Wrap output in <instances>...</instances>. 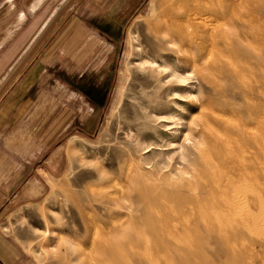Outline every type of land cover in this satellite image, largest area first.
I'll list each match as a JSON object with an SVG mask.
<instances>
[{"label": "rangeland", "instance_id": "374dc122", "mask_svg": "<svg viewBox=\"0 0 264 264\" xmlns=\"http://www.w3.org/2000/svg\"><path fill=\"white\" fill-rule=\"evenodd\" d=\"M21 1L30 9L35 3ZM79 2L57 4L54 11H59L46 26L52 30L48 38L66 25ZM201 3L146 0L123 24L119 38L110 40L114 49L102 92L95 74L90 104L80 107L78 117L71 115V125L41 152L40 164L28 176L31 182L19 185L17 210L3 226L17 243L18 264H149L151 258V264H264V152L259 165L250 162L257 150L253 140L264 141V0H210V9L233 7L239 18L223 13L210 18L207 11L209 23L198 25L194 34L186 28L188 38L173 37L179 25L187 27V15ZM159 65L180 68L187 78L177 92L183 97L161 96L151 82ZM9 87L4 83L0 98ZM169 108L173 113L165 128L154 111L167 116L168 110L160 113ZM50 122L47 113L41 123ZM186 136L193 176L170 175L171 167H182L179 152L154 144L176 147ZM204 187L214 195L204 194ZM184 196L188 200L181 205ZM194 196L204 213H198ZM173 231L176 237L170 236Z\"/></svg>", "mask_w": 264, "mask_h": 264}, {"label": "crops", "instance_id": "0c3cea01", "mask_svg": "<svg viewBox=\"0 0 264 264\" xmlns=\"http://www.w3.org/2000/svg\"><path fill=\"white\" fill-rule=\"evenodd\" d=\"M62 1L43 0L30 9L23 1L0 0V90L19 77L0 98V264L19 262L17 243L3 232L17 210L19 185L31 182L41 152L71 125V115L78 117L93 88L102 92L114 49L110 40L119 38L146 0H80L66 25L48 38L49 17ZM47 113L51 122L45 126Z\"/></svg>", "mask_w": 264, "mask_h": 264}, {"label": "bare ground", "instance_id": "6f19581e", "mask_svg": "<svg viewBox=\"0 0 264 264\" xmlns=\"http://www.w3.org/2000/svg\"><path fill=\"white\" fill-rule=\"evenodd\" d=\"M34 1V0H33ZM43 0H35V3H34V5H33V7H32V9H36L40 4H41V2H42ZM210 0H203V3H201L198 7H197V9H195V10H192L191 12L192 13H190V14H188L187 15V17H186V19L187 20H185V22H186V24H187V27H185V26H180L179 25V27L177 28V30H176V32H175V34L173 35V37H177V38H179L180 40L181 39H183V38H188V31H187V29L186 28H191L192 29V32H193V34L195 33V30H197V26L198 25H205V24H207V23H209L210 22V18L211 17H216L217 15H218V13H220V14H225V15H227L228 17H230V18H239V13L237 12V9H235V8H230V9H227V10H224V9H222L221 7H218L217 9H210L209 7H207L206 6V4H207V2H209ZM248 5V4H247ZM223 6V5H222ZM59 10H56V11H54V13L51 15V17L49 18V20H48V23H50L51 22V20L57 15V12H58ZM207 11L209 12L208 14H210V18H206V19H204L205 17V14H207ZM249 11V10H248ZM250 15V14H249ZM210 19V20H209ZM214 19V18H213ZM173 20V19H172ZM200 21V22H199ZM47 24V23H46ZM211 24V23H210ZM171 25H169V27H170ZM45 27V26H44ZM171 28V27H170ZM167 31V30H166ZM169 32H171V30L169 31ZM168 32V33H169ZM199 34V33H198ZM174 39V38H173ZM168 41H170L169 39H167ZM184 41H186V40H184ZM171 43L173 42L172 40L170 41ZM175 42H177V40L175 41ZM180 42V41H179ZM178 42V43H179ZM200 42V41H199ZM169 43V42H168ZM170 43V44H171ZM174 43V42H173ZM172 43V44H173ZM188 43H189V41H188ZM170 44H168V45H170ZM177 44V43H176ZM181 44V43H180ZM192 45V44H191ZM194 46V45H193ZM192 46V47H193ZM201 44H199L198 46H197V50H200L201 48ZM180 48V47H179ZM185 49H187V47L185 48ZM184 49V50H185ZM179 50V49H178ZM181 50V49H180ZM180 50H179V52H180ZM183 51V50H182ZM186 51V50H185ZM185 51L183 52V53H185ZM175 52V51H174ZM181 53V52H180ZM179 53V54H180ZM170 54V53H169ZM177 54V53H176ZM182 54V53H181ZM173 55V54H172ZM165 57V56H164ZM168 57H170V56H167V58ZM180 57V56H179ZM167 58H166V60H167ZM164 59V58H163ZM229 59V58H228ZM176 60V59H175ZM205 60V59H204ZM226 60V59H225ZM178 61V60H177ZM162 62V61H161ZM156 63V62H155ZM154 63V64H155ZM182 63V62H181ZM193 64H195V63H193ZM152 65V64H151ZM157 65V64H156ZM155 65V66H156ZM196 65V64H195ZM198 65H200V64H198ZM197 65V66H198ZM180 66V65H179ZM185 66V65H184ZM183 67V66H182ZM181 67V68H182ZM187 67V65L185 66V68ZM185 70V69H184ZM156 71H157V76L156 77H154L152 80H151V82H153V83H157V85H158V89H159V92H161V96H164V97H166V98H169L170 96H173L174 97V99H177L176 97H175V95H179V97H183V95H180L179 93H177V92H179L180 90H182L183 89V87H184V85H186L187 83H186V80H187V78L185 77V76H183V74L182 73H180V68L178 67H175L174 65H170V66H164V65H159L157 68H156ZM243 77V76H242ZM245 77V76H244ZM247 77V76H246ZM243 79H245V78H243ZM258 80V79H257ZM261 81V80H260ZM186 83V84H185ZM257 84V83H256ZM258 85V84H257ZM173 93H174V95H173ZM264 94V93H263ZM167 110H168V113L167 114H169V115H167V116H164V115H162L161 117H158V110H156V111H154V116H155V118L158 120V122H161V123H163V125L165 126V128H168L169 126H168V124H166V123H168L169 121H170V119H171V115H172V113H173V110L172 109H161V113L160 114H165L166 112H167ZM151 115V114H150ZM220 115V114H219ZM219 115H216V116H218L219 117ZM152 116V115H151ZM231 116H233V115H231ZM153 117V116H152ZM223 116H221V118H222ZM224 117H227V116H225L224 115ZM230 117V116H229ZM207 124V123H206ZM200 125H204V124H197L196 126L197 127H199ZM195 126V127H196ZM230 126V125H229ZM244 129V128H243ZM193 130H195V129H193ZM246 130V129H245ZM248 130H249V128H248ZM251 130H252V128H251ZM257 130V129H256ZM197 131V130H196ZM195 131V132H196ZM263 131H264V129H263ZM215 132H217V131H215ZM220 132V131H219ZM223 132H221L219 135H221ZM230 133V132H229ZM256 133V132H255ZM255 133H252V134H255ZM196 134V133H195ZM216 134V133H215ZM224 134V133H223ZM222 134V135H223ZM232 135V134H231ZM257 135V134H256ZM202 136V135H201ZM224 136V135H223ZM218 137H220V138H222L221 136H218ZM230 137V136H229ZM196 138V137H195ZM262 138V137H261ZM178 139V138H177ZM201 139V138H200ZM217 139V138H216ZM235 139H238V138H236L235 137ZM179 140V139H178ZM259 140H260V137H259ZM258 139H254L253 140V148L254 147H257V150H255V149H253V152H252V154H253V156L251 157V160H250V162H251V164L253 165V166H256V165H259L260 164V159H261V155L263 154V143H264V141H263V139H262V141H263V143L261 142V141H259ZM188 141H189V137L188 136H186L185 138H184V140L182 141V143L180 144V145H176V147H173V145H172V143L171 142H166V145L165 144H158V143H155L154 145L155 146H160V147H167V149L166 150H172L171 152H174V151H178L179 152V155H180V160H181V165H182V167H180V169L179 168H176V167H171V169L169 170V174L170 175H176L177 177H186V176H188V177H192L193 175L190 173V171L192 172V170H190V171H188V169H190L191 167H192V165H190V163H189V165L191 166V167H189L188 168V154H187V152H188V146H187V143H188ZM202 141H203V139H202ZM197 142H198V140H197ZM203 142H205V141H203ZM219 142V141H218ZM202 143V142H201ZM206 144V143H205ZM195 145V148L197 147L196 146V144H194ZM198 145H199V142H198ZM200 145H202V144H200ZM190 146V145H189ZM228 146H230L229 144H228ZM231 146H233L232 144H231ZM230 148V147H229ZM196 150H197V148H196ZM197 151H199V152H202V151H200V150H197ZM245 151V150H244ZM252 151V150H251ZM241 152V151H240ZM243 153V152H242ZM229 154V153H228ZM243 155V154H242ZM244 155H246V154H244ZM229 156V155H228ZM238 156V155H237ZM250 156V155H249ZM209 157V156H208ZM208 157H206V158H208ZM205 158V159H206ZM241 158H243V160H245L244 159V156L243 157H241ZM239 160H240V157L238 158ZM250 159V158H249ZM208 160V159H207ZM207 160H205V161H207ZM238 160V161H239ZM215 161V160H214ZM240 161H242V160H240ZM177 163V162H176ZM245 163V162H244ZM178 164V163H177ZM208 164H210V162H208ZM207 164V165H208ZM262 164V163H261ZM194 165H195V163H194ZM246 165V164H245ZM196 166V165H195ZM215 166V165H214ZM263 166V165H262ZM193 168H195V167H193ZM210 168V167H209ZM152 169H153V167H152ZM196 170V169H195ZM194 170V171H195ZM226 170V169H225ZM232 170V169H231ZM234 171V170H233ZM249 171V170H248ZM255 171H257V172H259L258 170H255ZM255 171H252V172H255ZM257 174H260V173H257ZM169 175V176H170ZM213 175H215V173L213 174ZM232 175V174H231ZM255 175V174H254ZM264 175V174H263ZM240 176V175H239ZM256 176V175H255ZM224 177V176H223ZM233 178H234V176H232ZM217 178V177H216ZM242 178V177H241ZM247 178V177H246ZM235 179V178H234ZM237 179V178H236ZM241 180V179H240ZM239 180V181H240ZM234 181V180H233ZM247 181H248V179H247ZM237 182V181H236ZM240 182H242V181H240ZM244 182V181H243ZM252 182V181H251ZM262 182V181H261ZM206 183V182H205ZM238 183V182H237ZM236 183V184H237ZM258 183V182H257ZM235 184V183H234ZM235 184V185H236ZM191 186V185H190ZM195 186V185H194ZM215 186H218L217 184L215 185ZM232 186H234V185H232ZM244 186V185H243ZM252 186H253V184H252ZM251 186V187H252ZM236 187V186H235ZM234 187V188H235ZM249 187H250V185H249ZM249 187H247L248 189H249ZM255 187V186H254ZM195 188V187H194ZM193 188V189H194ZM220 188V187H219ZM223 188V187H222ZM256 188H257V186H256ZM237 189V188H236ZM255 189V188H254ZM261 189V188H260ZM260 189H257V192H258V196H259V194L261 193L260 191H262V190H260ZM179 190V189H178ZM177 190V191H178ZM187 190H189V189H187ZM232 191L231 192H234L233 191V189H231ZM253 190V189H252ZM252 190H249V191H251L252 192ZM259 190V191H258ZM176 191V192H177ZM194 191H195V189H194ZM193 191V192H194ZM220 191H222L223 192V190H220ZM188 192V191H187ZM196 192V191H195ZM195 192L193 193V194H195ZM253 192H255L254 190H253ZM260 192V193H259ZM203 193L204 194H207V195H214V192L212 191V189L210 188V187H204V189H203ZM227 193V192H226ZM229 193V192H228ZM263 193V192H262ZM262 193H261V195H262ZM217 194H219L218 192H217ZM220 194H221V192H220ZM186 195V194H185ZM227 195V194H226ZM110 196V195H109ZM216 196H218V195H216ZM263 196V195H262ZM227 197V196H226ZM229 197V196H228ZM228 197H227V199H228ZM261 197V196H260ZM259 197V198H260ZM230 198V197H229ZM130 200H131V198H129ZM128 199V200H129ZM187 200H188V197L187 196H184V197H182L181 198V205L183 204V203H185V202H187ZM215 200H217V204H218V200H220V199H218V197L215 199ZM261 200V199H260ZM192 201L195 203V205L197 206V208H198V213L199 214H202V213H204V208H203V206L204 205H202V203H201V200H200V198H199V196H194L193 198H192ZM228 201V200H227ZM220 203H221V201H219ZM228 202H230V201H228ZM236 202V201H235ZM239 202H241V201H239ZM261 202V201H260ZM212 203H214V201L212 202ZM215 203H216V201H215ZM214 203V204H215ZM225 201H224V205H225ZM242 203V202H241ZM229 204V203H228ZM247 204V203H246ZM152 205V204H151ZM219 205V204H218ZM243 205H245V203L243 204ZM207 206V205H206ZM211 206V205H210ZM212 206H215V205H213L212 204ZM217 206V205H216ZM215 206V207H216ZM222 206V205H221ZM229 206H230V204H229ZM131 207H133V206H131ZM170 207V206H169ZM189 207H192V206H189ZM219 207V206H218ZM223 207V206H222ZM231 207H233V205H231ZM230 207V208H231ZM243 207V206H242ZM247 207V206H246ZM128 209H129V207H127ZM133 210L132 211H134V208H132ZM217 209H219V208H217ZM223 209V208H222ZM226 209H228V208H225L224 210H226ZM235 209V208H234ZM106 210V209H105ZM130 210V209H129ZM171 210V209H170ZM221 210V209H220ZM219 210V211H220ZM108 211V210H107ZM218 211V210H217ZM218 211V212H219ZM109 212V211H108ZM168 212V211H167ZM194 212V211H193ZM213 212H214V210H213ZM216 212V211H215ZM231 211H229V213H230ZM172 213L174 214V211H172ZM210 213V212H209ZM220 213H222V212H220ZM232 213V212H231ZM105 214H106V212H105ZM109 214V213H108ZM115 214H118V213H115ZM210 214H212V213H210ZM223 214L225 215V213L223 212ZM222 214V215H223ZM233 214V213H232ZM161 215V217H162V214H160ZM159 215V216H160ZM176 215V214H175ZM216 215V214H215ZM226 215H228L227 213H226ZM231 215V214H230ZM103 216V215H102ZM106 216V215H105ZM108 216V215H107ZM180 216V215H179ZM196 216V215H195ZM203 217V220H205L204 218V214L202 215ZM219 216H221L220 214H219ZM252 216V215H251ZM136 217V216H135ZM189 217V216H188ZM210 217V216H209ZM209 217H207V218H209ZM216 217V216H215ZM228 217L229 218H231V216H229L228 215ZM144 218V217H143ZM182 218H183V216H182ZM185 218V217H184ZM221 218V217H220ZM226 218V217H225ZM228 218V219H229ZM122 219V218H121ZM209 219H211V218H209ZM227 218L226 219H224V221H226V223H227V220H228ZM107 220V219H106ZM119 220V219H118ZM183 220H186L187 221V219H183ZM202 220V221H203ZM217 220H218V218H217ZM231 220V219H230ZM230 220H228V221H230ZM237 220V219H236ZM261 220V219H260ZM81 221V220H80ZM144 221H146L147 222V220L146 219H144ZM158 221V223L159 224H164V223H167L166 221H164V219L162 220V219H159V220H157ZM186 221H183L184 223L183 224H186L185 222ZM212 220H207V221H205L206 223H210ZM239 220H237L236 221V223L238 222ZM145 222V223H146ZM170 222V221H169ZM231 222V221H230ZM114 223H117V222H115L114 221ZM145 223H143L144 225H145ZM148 223V222H147ZM146 223V224H147ZM177 223V222H176ZM222 223V222H221ZM239 223V222H238ZM238 223H237V225H238ZM243 223V222H242ZM241 223V224H242ZM83 224V223H82ZM119 224H121V223H119ZM171 224V223H170ZM179 224V223H178ZM187 224H189L188 226H191L190 225V223H187ZM186 224V225H187ZM212 224H213V222H212ZM211 223H210V227H212L213 225H212ZM220 224V223H219ZM235 224V223H234ZM122 225V224H121ZM180 225V224H179ZM240 225V224H239ZM145 226H147V225H145ZM162 226V225H161ZM164 226L166 227V225L164 224ZM241 226V225H240ZM114 227H116V226H114ZM163 227V226H162ZM170 227V226H169ZM168 227V228H169ZM182 227V226H181ZM242 227V226H241ZM240 227V228H241ZM84 228V227H83ZM183 228V227H182ZM149 230H150V227L148 228ZM163 229V228H162ZM166 229V228H165ZM178 229H180V228H177V233H179L178 232ZM170 230V229H169ZM171 230H173V229H171ZM170 230V231H171ZM176 231V230H175ZM165 232H166V230H165ZM86 233H87V231H86ZM168 233H170V232H168ZM172 233H174V231L173 232H171V235L170 236H172ZM208 233V232H207ZM224 233V232H223ZM175 234V233H174ZM87 235V234H86ZM167 235V234H166ZM179 235H180V233H179ZM179 235H178V237H179ZM189 235V234H188ZM175 237H176V234L174 235ZM192 235L190 234L188 237H191ZM167 237H168V235H167ZM181 237H183L182 235H181ZM180 237V238H181ZM185 237V236H184ZM192 238V237H191ZM169 239H172V238H169ZM183 239V238H182ZM187 239V238H186ZM185 240V239H184ZM193 240V239H192ZM181 241H183V240H181ZM185 241H187V240H185ZM190 240H189V238H188V242H189ZM194 241V240H193ZM174 242H176V241H174ZM133 243V242H132ZM185 242H183V244H184ZM178 244V243H177ZM190 244V243H189ZM188 244V245H189ZM136 245H138V244H136ZM185 245H186V243H185ZM187 245V246H188ZM190 246V245H189ZM132 248V247H131ZM150 248V247H149ZM133 249H131V251H132ZM136 251V250H135ZM135 251H133L135 254H136V252ZM153 251V250H152ZM169 251V250H168ZM147 253L148 251H144V253ZM149 252H150V250H149ZM167 252V251H166ZM121 254V253H120ZM150 254H153V253H150ZM159 254H161V253H159ZM136 255H139V253H137ZM147 255H148V253H147ZM164 255V254H163ZM117 256H119V253L117 252V251H114L113 252V254H112V257H117ZM154 256V255H153ZM146 257V256H145ZM148 257V256H147ZM149 258V257H148ZM146 259V258H145ZM152 260V258L151 259H149V264H151V261ZM153 260H155V259H153ZM157 263V262H156ZM155 264V263H154Z\"/></svg>", "mask_w": 264, "mask_h": 264}]
</instances>
